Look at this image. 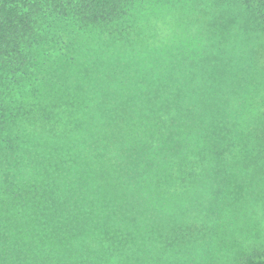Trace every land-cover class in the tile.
<instances>
[{"label":"trees","instance_id":"obj_1","mask_svg":"<svg viewBox=\"0 0 264 264\" xmlns=\"http://www.w3.org/2000/svg\"><path fill=\"white\" fill-rule=\"evenodd\" d=\"M186 1L264 26V0ZM145 2L0 0V264H202L218 245L201 190L238 149L264 161V112L231 128L224 73L187 65L185 42L148 50ZM60 31L90 32L103 58L79 47L61 75L44 59ZM235 242L223 264H264V244Z\"/></svg>","mask_w":264,"mask_h":264},{"label":"rangeland","instance_id":"obj_2","mask_svg":"<svg viewBox=\"0 0 264 264\" xmlns=\"http://www.w3.org/2000/svg\"><path fill=\"white\" fill-rule=\"evenodd\" d=\"M181 2L168 8L163 0H146L139 8L140 20L136 24L147 36H152L148 50L159 51L165 49L164 45L173 47L185 42L187 65L192 64L206 74L213 72L217 75L221 70L224 75L213 82L218 89L227 87L225 95L234 104L229 125L248 132L250 128L245 125L248 123V127H253V118L264 112V26L240 23L239 10H222L212 2L202 5L186 0ZM59 34L62 44L58 48V44L53 46L44 59L49 60L48 65L55 59L61 75L72 76L79 66L80 62L75 65L78 56L75 49L79 47L85 50V54L103 58L100 48L105 47L101 42L92 43L90 35L93 34L90 32H83L80 40L66 31ZM220 38L230 41L232 53L220 51ZM133 55L142 65L149 67L144 51L136 50ZM235 139L239 140L237 135ZM256 150L254 147L253 152ZM253 152L249 155L247 150L238 149L235 162H231L230 174L210 178L212 182L201 190L198 215L220 235L218 245L215 243L211 252L201 254L199 262L202 264H223L230 260L227 258L230 251L227 250L237 239L242 240L244 248L264 244V161L258 160Z\"/></svg>","mask_w":264,"mask_h":264}]
</instances>
